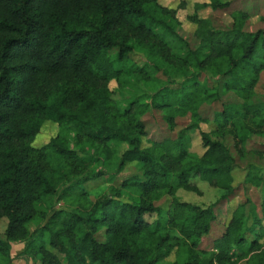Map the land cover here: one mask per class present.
<instances>
[{
	"label": "trees",
	"instance_id": "16d2710c",
	"mask_svg": "<svg viewBox=\"0 0 264 264\" xmlns=\"http://www.w3.org/2000/svg\"><path fill=\"white\" fill-rule=\"evenodd\" d=\"M230 6H194L191 47L160 0H0V264L14 242L40 264H264V216L247 224L248 199L202 247L234 196L235 168L248 167L247 187L264 181L263 151L248 148L264 147V29L251 30L243 10L221 26L202 16ZM156 70L180 81L162 85ZM154 112L166 126L158 138L144 119ZM46 122L57 136L32 146ZM196 131L201 155L190 151ZM132 163L138 173L119 177ZM100 178L109 193L91 204L79 185ZM196 181L223 195L204 207L179 201V190L201 195ZM56 197L73 209L54 210Z\"/></svg>",
	"mask_w": 264,
	"mask_h": 264
},
{
	"label": "rangeland",
	"instance_id": "374dc122",
	"mask_svg": "<svg viewBox=\"0 0 264 264\" xmlns=\"http://www.w3.org/2000/svg\"><path fill=\"white\" fill-rule=\"evenodd\" d=\"M205 2V0H160V3L172 10H176L175 13V18L180 22V34L190 43L191 47L195 46V40L193 38V34L195 32V26L188 20V17H190L194 13V6L196 4H200ZM236 10H243L247 11L250 13V19L248 20V26L251 30H256L257 28H263L264 29V0H231V6L227 11L224 12H210V11H204L202 16H211L214 20V24H218L221 26L223 23H229L230 22V13ZM223 22V23H222ZM136 55V57H135ZM136 61H146V58L144 54L136 52L134 54V57L132 58ZM156 74L158 76V83H162V85H165V83H171V80H178L177 78L172 77L169 79L170 81L167 82V77L162 73L161 70H156ZM178 80L177 82H179ZM173 82V81H172ZM109 88L114 91L113 97L116 99H120V94L118 91H116V84L112 82L109 85ZM259 92L264 94V75L261 76L260 78V84L258 87ZM216 109H219L220 106L217 105L215 106ZM144 119L147 122V130L150 135H152V138H158L162 137L166 134V126L164 123L161 121V117L158 113H150L146 114L144 116ZM189 123L188 118L184 119H179L177 121V127L173 134H175L179 129L184 127ZM200 130L204 132H208L212 129L211 124H204L200 123L199 124ZM59 128L57 125L46 122L42 126L39 134L35 137L32 146L34 147H41L48 143V141L51 138H54L57 136ZM259 143L264 142V139L259 140ZM226 143L228 146L232 145L231 140L227 139ZM70 148H74V145L70 143L69 145ZM126 146H117V151L118 155H120ZM249 149H258L263 151V159L260 162V169L261 172H264V147L261 148L259 145L256 144L255 142H251L248 144ZM191 152L201 155L203 152V149L201 147L200 139H199V134L196 131L193 134V141H192V147H191ZM100 167L103 166H96L94 167L93 170H99L101 169ZM246 172H248V167H236L234 170V186L236 188L234 192V196L229 199V201L225 204L219 205V207L216 209L217 211V217L218 219L214 222L211 228L210 234L203 239L202 241V247H210L211 240L213 237L216 235H219L223 228L225 223L230 217V213L235 207L240 202H244L246 199L250 201V204L246 207V213H247V224L249 225L251 223V217L256 215L259 218L263 217L264 214L261 211V205L264 202V181L260 183L258 186L254 187H247L244 185V177ZM138 169L137 166L132 163L126 165L125 169L121 174H119V177H127L133 174H137ZM76 180V179H75ZM72 183H74V181ZM69 183L68 185L72 184ZM196 184L198 188L201 191V195H197L192 192L184 191V190H179L176 194V197L179 201L181 202H186L190 205L193 206H199V207H204L208 204H212L221 198V195H223L222 192L218 189H210L208 188V185L204 182H198L196 181ZM67 185V186H68ZM79 187L82 188V190L87 194L88 201L91 204L96 203L99 198L102 195H106L109 193V184L106 183V180L103 178L94 180V181H89L83 185H79ZM74 197L71 196L69 197V201ZM159 205H162L163 203H158ZM74 206L70 204L68 201L65 200H60L58 197L54 198L52 201V208L54 210H62L64 212H70ZM145 219L148 220L149 222L155 220V216H145ZM7 224V221L5 218L0 220V235L3 233L5 226ZM262 224L264 226V221H262ZM42 225V222L38 219L33 221L32 223L29 224V230L30 232H35L36 230L40 229ZM40 234H44V237L47 238V234L44 231H40ZM262 244H264V240L262 241ZM25 243L24 242H14L11 244V250H10V262L9 264H40L38 258H36L32 253L24 252L25 249ZM237 264H245L244 259L239 261Z\"/></svg>",
	"mask_w": 264,
	"mask_h": 264
}]
</instances>
